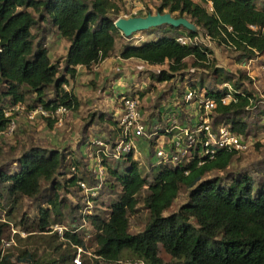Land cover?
<instances>
[{
    "label": "trees",
    "instance_id": "obj_1",
    "mask_svg": "<svg viewBox=\"0 0 264 264\" xmlns=\"http://www.w3.org/2000/svg\"><path fill=\"white\" fill-rule=\"evenodd\" d=\"M212 2V13L198 0H161L154 11L149 9L147 13L167 12L186 18L240 56L264 54V6L258 0ZM120 4L115 0H0V132L9 122L4 109L17 103L28 109L41 105L47 111L61 105L67 110L79 107L72 89L65 86L75 79L78 67L90 69L114 55L116 36L120 34L114 21L122 14ZM249 25L257 29L251 30ZM180 28L187 36L198 34V30L183 26L149 28L145 31L161 32L139 44H124L118 55L150 66L165 65L153 76L157 81L174 85L185 81L192 89L204 88L205 95L217 102L215 122L248 135L249 125L243 116L248 108L257 106L253 93L243 87L246 76L233 79L216 65L205 45L179 44L175 38L183 35L178 32ZM52 33L68 44L62 60L55 62L45 45ZM187 71L190 75L185 78ZM205 75L211 78V87ZM224 82L232 83L235 98L228 104L220 101L225 89L217 88ZM30 94V104H26ZM101 117L113 127L109 136L114 139L116 118L113 114ZM54 122L48 119L50 127ZM236 154L219 150L213 159L200 165L201 157L176 166L155 165L150 168L154 169L150 177L149 173H140L138 161L130 154L115 165L103 160L107 167L104 186L93 197L92 212L84 214L91 225L89 239L83 230L74 232L82 218L83 204H72L66 197L70 192L77 196L78 180H86L80 170L81 161L73 155L28 147L16 158L19 167L14 172H7L0 164V199L15 202L24 197L45 203L39 206L30 228H26L28 232L52 233L50 227L54 224L68 226L63 238L56 232L49 237L51 245L53 239H62L52 247L49 258L39 261L36 249L24 250L21 256L26 258L25 264H73L75 246L95 255L90 260L83 259V264H117L125 253L145 264H161L159 248L180 264H264V180H256L246 170L230 175L228 181L207 178L209 172L226 170ZM183 190L186 201L166 213ZM82 198L81 194L79 199ZM141 200L149 215L141 231L130 233L129 218L139 212ZM24 222L25 217L20 221L22 228ZM4 225L0 223V235ZM0 264L16 263L0 252Z\"/></svg>",
    "mask_w": 264,
    "mask_h": 264
},
{
    "label": "rangeland",
    "instance_id": "obj_2",
    "mask_svg": "<svg viewBox=\"0 0 264 264\" xmlns=\"http://www.w3.org/2000/svg\"><path fill=\"white\" fill-rule=\"evenodd\" d=\"M258 1L264 6V0ZM120 3L122 16L138 14L144 16L147 14L142 10H136L132 13L126 9L123 2ZM196 29L200 35V44L205 45L211 51L210 56L215 59L216 65L222 66L233 79H237L242 74L246 76L243 87L253 93L257 106L255 109L248 108L243 116L250 129L248 133L249 148L236 154L226 170L209 172L207 178L219 177L223 181H228L230 175L246 170L252 173L256 180L260 178L264 180V72L258 66L263 57L252 65L250 64L248 73L246 68L248 58L246 56H240L239 52L218 44L211 38L206 40L203 31L197 27ZM160 32L157 30L139 31L129 37H124L120 33L116 36L115 53L119 54L124 44H139L142 41L156 38ZM178 32L185 34L182 28ZM45 45L53 62L62 60L68 46L67 42L56 33L47 36ZM165 68V65L150 66L137 59H122L118 55H114L90 69L78 67L76 77L74 80H70L67 89H72L79 100V107L75 110H68L62 116L61 123L54 122L51 127L48 124V119L51 120L52 118L37 117L29 122L23 116H18L15 130L11 134L0 135V164L5 166L7 172L12 173L19 167L16 158L28 147L57 149L80 160V170L85 173L84 176L88 183L92 184L91 180L95 177V168L98 163L101 164L102 157L101 154L99 155L100 146L94 142L96 139L107 141L110 132L113 130V127L101 116L110 115L119 107L118 99L120 96L123 94L138 95L140 109L147 123L164 126L168 120L172 119L173 114L180 113L176 117V122L181 124L184 119L189 121V118L193 116L194 105H188L187 109L181 101H178L180 103L178 106L173 104L174 99L180 98L184 91L181 84L177 82L175 83L177 86L174 87V82H160L154 79L153 76ZM204 74L208 73L204 72ZM204 77L207 85L211 87V78H208L207 75ZM31 98V94L27 96L26 104H30ZM174 106L176 108L170 110V107ZM165 113L169 114L170 117L162 118L161 116ZM106 149L110 150V147H106ZM142 158L139 171L143 176L149 173L150 177V173L154 169L150 170L149 168L150 161L147 162V151L142 153ZM106 161L110 162L111 165H115L117 162L111 157ZM80 196L81 192H77V196L73 192L66 194L72 204L85 203L83 198L79 199ZM102 197L106 199L105 194ZM186 198L187 195L183 190L166 213L175 211L181 203L186 201ZM44 204L41 201L24 197L18 198L15 202L8 200V198L6 200L0 199V223L5 224L0 235V252L4 256H9L12 262L25 264L26 258L22 257L21 253L24 250L34 249H36L38 260L43 261L52 255V247L58 245L62 240L61 238L53 239V245H51L49 237L55 232L27 231L26 228H30L32 220L38 213L39 206ZM138 207L139 212L129 218L130 233L141 231L149 215L142 205V200L139 201ZM24 217L25 222L22 228L20 221ZM87 251L93 253L89 249ZM158 255L161 258V264H180L172 260L162 248H159ZM132 258L137 257L125 253L122 260ZM83 259L90 260L91 257L87 255Z\"/></svg>",
    "mask_w": 264,
    "mask_h": 264
},
{
    "label": "built area",
    "instance_id": "obj_3",
    "mask_svg": "<svg viewBox=\"0 0 264 264\" xmlns=\"http://www.w3.org/2000/svg\"><path fill=\"white\" fill-rule=\"evenodd\" d=\"M123 2L124 6L132 13L134 11L155 10V7L159 5L161 0H115ZM202 3L204 9L208 13L214 11L212 0H198ZM131 9H130V8ZM122 16V15H121ZM127 17L128 15H124ZM251 30H256L255 25H249ZM199 32L196 36L191 37L186 34L177 35L175 40L181 44H193L199 42ZM202 38V37H201ZM203 39V38H202ZM210 37L206 35V40ZM205 42V39H204ZM259 62V69L264 72V54H257L246 60L247 72L250 71V64L252 65L259 58H262ZM195 69H190L192 72ZM190 72L187 71L188 77ZM251 78L252 75H251ZM184 91L181 93L180 98H175L174 105H179L178 101H181L182 105L188 109V105L193 106V116L189 118V121L176 122V117L180 115L173 114L172 119L168 120L164 126L159 124H151L145 121V118L140 109V99L138 95L123 94L118 99V108L112 112L114 118L117 120V134L114 139L102 141L96 139L94 143L100 146L99 155L101 154V164L98 163L95 168V177L93 182L88 183L86 180H78L80 186V192L83 195V207L80 210L82 218L78 226L74 229L76 231L83 230L84 237L89 239L91 234V225L84 217V214L91 213L94 206L93 197L98 195L99 190L104 186L105 178L107 176V167L102 163L103 160H107L110 157L117 161H123L130 154L132 159L138 161L139 165L142 162V153L147 151L149 168L155 165H172L184 164L191 161L195 157H201L202 160L198 161V164H202L206 159H213L219 150L234 151L237 154L246 151L250 146L249 136L236 133L232 131L228 125L215 122L213 113L216 109L217 102L212 97H207L204 92V88L198 90L197 88H191L187 83L183 81ZM177 86V85H176ZM219 90L225 89V94L220 98L222 104H228L231 101H235L232 95V86L228 82H224L218 85ZM67 89V86H65ZM68 90V89H67ZM174 107H170L173 110ZM67 109L64 106H59L55 110L47 111L41 105L28 109L25 104L17 103L13 106L6 107L4 109V116L9 118L6 129L0 132V135L11 134L15 130L17 117L23 116L26 120L31 122L37 117H49L55 120L56 123H61V118L67 113ZM162 118H169V114L165 113ZM110 147V150L106 149ZM153 162V163H152ZM108 164L111 165L109 162ZM72 172L75 171V166L71 167ZM51 232H56L61 238H63L64 231L68 230L67 225L54 224L50 227ZM76 253L72 259L73 264H83V254L89 257H95L93 253L87 251L82 246H75ZM118 264H145L142 259H121L118 260Z\"/></svg>",
    "mask_w": 264,
    "mask_h": 264
},
{
    "label": "water",
    "instance_id": "obj_4",
    "mask_svg": "<svg viewBox=\"0 0 264 264\" xmlns=\"http://www.w3.org/2000/svg\"><path fill=\"white\" fill-rule=\"evenodd\" d=\"M161 25L172 27L183 26L187 29L197 31L186 18H177L170 13H147L144 16H119L114 21V26L124 37H129L135 32L145 31Z\"/></svg>",
    "mask_w": 264,
    "mask_h": 264
},
{
    "label": "crops",
    "instance_id": "obj_5",
    "mask_svg": "<svg viewBox=\"0 0 264 264\" xmlns=\"http://www.w3.org/2000/svg\"><path fill=\"white\" fill-rule=\"evenodd\" d=\"M118 52H119V51H118ZM114 55H116V56H117L118 54H117V53H114ZM114 55H113V56H114ZM113 56H111V57H113ZM118 57H119V55H118ZM109 58H110V57H109Z\"/></svg>",
    "mask_w": 264,
    "mask_h": 264
}]
</instances>
